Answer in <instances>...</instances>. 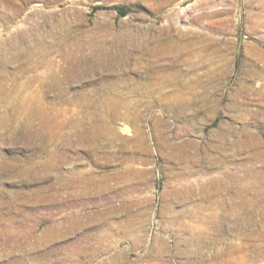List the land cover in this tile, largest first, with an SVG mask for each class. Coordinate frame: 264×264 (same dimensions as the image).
Segmentation results:
<instances>
[{"label":"rangeland","instance_id":"1","mask_svg":"<svg viewBox=\"0 0 264 264\" xmlns=\"http://www.w3.org/2000/svg\"><path fill=\"white\" fill-rule=\"evenodd\" d=\"M57 24L70 46L104 44L113 70L68 77L58 51L23 57ZM263 92L264 0H0V264H264L230 249L264 239L214 222L225 170L251 164L264 181ZM22 98L51 130L27 125ZM243 123L260 154L233 159L228 135L210 166L214 132ZM185 143L187 158L168 157Z\"/></svg>","mask_w":264,"mask_h":264},{"label":"bare ground","instance_id":"2","mask_svg":"<svg viewBox=\"0 0 264 264\" xmlns=\"http://www.w3.org/2000/svg\"><path fill=\"white\" fill-rule=\"evenodd\" d=\"M60 30H62V26L57 24V25H52L51 30L49 33H47V35H44V36L41 35L40 38L37 35H32L31 37L34 40V42H33V44H30L23 49V51H22L23 55H24L23 57L31 58L33 56H36L38 61L44 62V61H46L47 57L50 56V53H52V51H58L60 53V56H59L60 62L68 65L66 70H65L68 77L72 76V74L77 72V70H80L81 67H83L84 69H86L90 72H94L96 70L97 66H99V65L104 66L105 69L108 71L113 70V64L114 63L109 62L108 57H110V55L107 56V52H106L107 50H105L104 44H100V43L97 44L96 42L93 41V37H90V40L88 41L87 44L80 43V42H73V44L70 46L67 44L69 41L68 31L63 30L64 31L63 32ZM62 32H63V34H62ZM44 39H49L50 41L48 40L49 42L44 43V41H43ZM116 39H117L116 41H118V43H119V39L118 38H116ZM63 44H66L65 48L62 47ZM44 48L46 50H44ZM116 48H117V46H116ZM42 50H44V51H42ZM119 50H120V48H119ZM118 52L122 53L121 50ZM13 58L16 59V57H13ZM76 66H78V69ZM53 77H55V76H53ZM258 93L259 92H257V94ZM31 105H32L31 101L26 99V98H22L18 104V107L21 111L25 110V112H27V115H28V117H26V118H28V122H27L28 124L27 125H30L29 122H31V120H30L31 118L32 119L36 118L40 122V127L44 128L45 130H47V129L51 130L53 125H54L53 122L55 120H52V119L50 120V118L47 115V113H48L47 111H42L40 109H37L35 112L31 111ZM242 105L244 106V102H239L238 105L233 104L232 107H230V109H233V110L236 109L237 110L238 108H240V106L242 107ZM244 111H247V110H244ZM245 113H247V112H245ZM245 113H242L241 115L238 114L234 118H237V119L243 121L244 118L246 117ZM251 113L253 114V112H251ZM256 113H254V114H256ZM8 118L9 117H7L5 115L1 119L0 125H4V123L6 122L5 120L11 119V118H9V119ZM12 118H13V116H12ZM254 119H257V118H254ZM246 124L247 123L242 124L241 130L238 132V135L236 133L237 131L235 132L236 128H234L233 126L232 127L230 126L231 128L227 129L226 134L224 133V131H226L225 126L227 127L228 124L227 125L223 124V125L219 126V128L216 130V132H214L216 134V135H214L215 136L214 151H215V154H217L218 156L214 160L212 158V162L210 163V166L212 165V167H219L220 168V164L223 160L221 157H222V154L224 152V146L226 145L225 138L226 137L229 138L228 135L229 136L232 135V137H233L231 140H227L230 147H232L231 156H233V159L239 157V160H241V161L248 159L250 162L254 161L256 159L257 155L260 154L259 151H261V143H260V140L258 138L259 135H256L252 131H248L245 128ZM257 126H260L261 129L264 131V122L258 123ZM228 127H229V125H228ZM1 129H3V128H1ZM37 134L39 135V133H37ZM186 144L187 143H185V145H179L178 144L177 146H171V144L170 145L166 144V147L168 146V148H170V150L172 149V151H174V154H170V156H168V157H171V158L177 159V160L187 158V155L185 154V151H184V147L192 146L193 143L188 144V145H186ZM195 147H194V149H195ZM248 147L252 148V149L250 148L251 152L247 151ZM202 150H200V151H202ZM175 151H177V152L175 153ZM48 154L52 156V153L48 152ZM195 155H197V154H195ZM221 165L223 166V164H221ZM224 169H227V168H224ZM233 169H234L233 172L225 170V174L223 173L224 178L218 177V178H216V180L214 182L216 184V186L218 187V189L215 190V205H214L215 209H216L215 214H214V218H215L214 222L216 221V223H217L216 224V226H217L216 233L219 232V230H220L219 229L220 223L222 221H228L229 223H231L232 227L235 229L237 235L242 233L241 229H243V227L241 228V226H246L248 228V232L246 234H243V235L248 240H251L253 238V235H256V237H258V239L263 241V239H264V225H263V223H264V181L260 177V172L255 170L251 164L248 167H245V166H243V164H241V165H239ZM222 170H223V168H222ZM250 179H253V180L251 181ZM226 181H228L227 183H231L232 187L235 189L234 195L230 196L228 204H227V200H224L222 198V190L224 189V182L226 183ZM212 183L213 182H211V184ZM201 187H203V185ZM212 190H213V188H212ZM202 193H204V192H202ZM177 195H179V194L177 193ZM203 195H205V194H203ZM177 198H179V197H177ZM214 218H212V219H214ZM214 225H215V223H214ZM230 249L235 250V251L237 250L238 252H241V255H242V253L244 254V252L246 253V252L258 251V252L263 253L264 252V243L260 246L258 245L257 247L253 246L250 243L248 245H246V247H243V245L237 246L236 244L234 245L231 243ZM219 251H221V250H219ZM195 255H193V256H195ZM224 255H226V253ZM232 255H234V254H232ZM225 260H226V258H225Z\"/></svg>","mask_w":264,"mask_h":264}]
</instances>
